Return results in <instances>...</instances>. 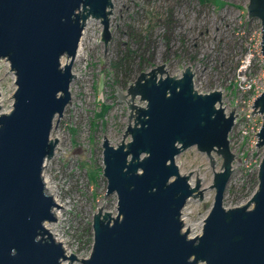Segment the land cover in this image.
Wrapping results in <instances>:
<instances>
[{
    "label": "water",
    "instance_id": "95a60500",
    "mask_svg": "<svg viewBox=\"0 0 264 264\" xmlns=\"http://www.w3.org/2000/svg\"><path fill=\"white\" fill-rule=\"evenodd\" d=\"M111 8V0H0V59L16 85L11 111L0 113V264L78 260L44 227L61 206L48 194L42 170L58 141L50 139L53 121L70 104L85 23L100 20L107 45ZM246 12L261 24L264 68V0H249ZM64 55L70 61L62 65ZM193 76L189 66L170 76L161 64L116 94L127 103L129 124L117 146L104 136L102 154L105 196L116 194L117 213L98 208L91 253L82 264H264V86L251 113L262 117L255 135L263 150L257 188L246 204L225 208L233 164L240 165L229 146L237 114L235 107L225 112L221 91H196ZM137 96L144 107L134 103ZM192 146L206 154L212 170V152L222 158L221 170L213 171L211 209L194 237L184 230L182 210L190 198L202 200L204 189L197 175L192 186L190 173L181 174L175 162Z\"/></svg>",
    "mask_w": 264,
    "mask_h": 264
},
{
    "label": "rangeland",
    "instance_id": "374dc122",
    "mask_svg": "<svg viewBox=\"0 0 264 264\" xmlns=\"http://www.w3.org/2000/svg\"><path fill=\"white\" fill-rule=\"evenodd\" d=\"M220 1L222 4L212 0H112L107 45L100 40V20L90 17L86 21L72 65L70 104L53 121L50 139L58 141L42 170L44 181L58 191L63 206L58 219L44 226L63 242L68 256L74 254L78 259L61 264H82L81 259L89 257L93 216L98 208L102 206L103 212L113 216L117 213L116 194L105 196L103 139L105 136L112 146L122 141L129 109L116 94H126L129 83L141 72L158 65L166 64L170 76L175 71L181 76L189 66L196 91L219 90L225 112L235 107L237 121L229 133V146L240 165L233 164L223 206L234 208L251 199L263 150L255 147L245 115L264 86L261 24L256 18H248L249 0ZM69 61L66 55L61 58L62 65ZM114 63L119 67L114 68ZM14 82L9 63L0 59V113L12 109ZM134 103L141 107L146 104L138 96ZM253 119L259 123V115ZM129 140L128 136L125 142ZM212 156L213 170L209 158L196 146L175 157L180 173H190L192 186L197 175L204 189L202 200L190 198L182 210L184 230L188 229L190 237L201 234L213 203L215 191L210 186L214 172L221 170L222 158L215 152Z\"/></svg>",
    "mask_w": 264,
    "mask_h": 264
},
{
    "label": "built area",
    "instance_id": "2783aa9c",
    "mask_svg": "<svg viewBox=\"0 0 264 264\" xmlns=\"http://www.w3.org/2000/svg\"><path fill=\"white\" fill-rule=\"evenodd\" d=\"M250 88V87H249ZM262 91V90H261ZM261 92H258L257 93V95L253 98V100H252V102H251V105H250V109H249V112L245 115V121H246V124L248 125V127L250 128V130L251 131H253V133H254V145L255 144H257V141H258V138L255 136L258 132H259V130H260V127H261V124H262V117H261V115H259V114H257V115H259V123L258 124H256V122H255V120L253 119V117H254V113L253 114H251L252 113V105H253V101L255 100V98L260 94ZM237 118V117H236ZM235 118V120H234V125H235V123H236V121H237V119ZM252 120V122H251V126H249V122ZM233 125V126H234ZM246 129V128H245ZM244 133H246V131H243ZM255 147H257L256 145H255Z\"/></svg>",
    "mask_w": 264,
    "mask_h": 264
},
{
    "label": "bare ground",
    "instance_id": "6f19581e",
    "mask_svg": "<svg viewBox=\"0 0 264 264\" xmlns=\"http://www.w3.org/2000/svg\"><path fill=\"white\" fill-rule=\"evenodd\" d=\"M112 1V0H111ZM85 27V26H84ZM76 57V56H75ZM75 60V59H74ZM45 182V186H46V190H47V192H48V194H50L51 196H52V198H53V200H54V202L58 205V206H61V207H56V208H54V210H53V212H54V216H55V218H57L58 219V210L60 209V208H62L63 206L61 205V203H60V201H59V197L57 196V193H58V191H54L53 190V188L51 189V187H49L47 184H48V182L45 180L44 181ZM56 220V219H55ZM183 221H185V219L183 220ZM45 227V226H44ZM46 228V230L51 234V236L53 237V239L56 241V242H59V243H61V245H62V241H60L56 236V234H53L52 233V229H50V228H48V227H45ZM64 253L68 256V253L64 250Z\"/></svg>",
    "mask_w": 264,
    "mask_h": 264
},
{
    "label": "trees",
    "instance_id": "16d2710c",
    "mask_svg": "<svg viewBox=\"0 0 264 264\" xmlns=\"http://www.w3.org/2000/svg\"><path fill=\"white\" fill-rule=\"evenodd\" d=\"M208 1V0H207ZM211 1V0H210ZM214 3H217V4H222V2L220 0H212ZM113 67L114 68H118L119 67V64L118 63H114L113 64ZM257 180H255V186L257 187Z\"/></svg>",
    "mask_w": 264,
    "mask_h": 264
},
{
    "label": "flooded vegetation",
    "instance_id": "af4514ba",
    "mask_svg": "<svg viewBox=\"0 0 264 264\" xmlns=\"http://www.w3.org/2000/svg\"><path fill=\"white\" fill-rule=\"evenodd\" d=\"M165 65V69H166V64H164Z\"/></svg>",
    "mask_w": 264,
    "mask_h": 264
}]
</instances>
